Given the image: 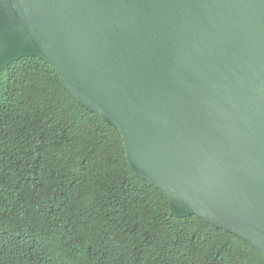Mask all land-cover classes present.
<instances>
[{"label": "water", "instance_id": "95a60500", "mask_svg": "<svg viewBox=\"0 0 264 264\" xmlns=\"http://www.w3.org/2000/svg\"><path fill=\"white\" fill-rule=\"evenodd\" d=\"M46 61L178 217L264 256V0H0V69Z\"/></svg>", "mask_w": 264, "mask_h": 264}, {"label": "trees", "instance_id": "16d2710c", "mask_svg": "<svg viewBox=\"0 0 264 264\" xmlns=\"http://www.w3.org/2000/svg\"><path fill=\"white\" fill-rule=\"evenodd\" d=\"M0 264H264L129 167L120 132L36 56L0 69Z\"/></svg>", "mask_w": 264, "mask_h": 264}]
</instances>
